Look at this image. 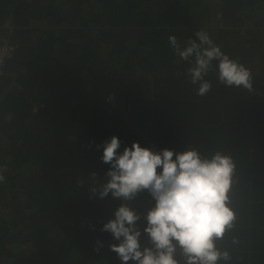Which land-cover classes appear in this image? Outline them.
Here are the masks:
<instances>
[{
    "label": "trees",
    "instance_id": "16d2710c",
    "mask_svg": "<svg viewBox=\"0 0 264 264\" xmlns=\"http://www.w3.org/2000/svg\"><path fill=\"white\" fill-rule=\"evenodd\" d=\"M198 30L251 70L253 91L214 68L196 95L168 37L183 47ZM4 40L16 50L0 69V264H123L102 231L122 201L88 190L93 172L106 182L112 136L120 153L138 142L231 156L236 221L219 264H264V0H0ZM129 203L150 247L155 201L145 190Z\"/></svg>",
    "mask_w": 264,
    "mask_h": 264
},
{
    "label": "clouds",
    "instance_id": "9594fccd",
    "mask_svg": "<svg viewBox=\"0 0 264 264\" xmlns=\"http://www.w3.org/2000/svg\"><path fill=\"white\" fill-rule=\"evenodd\" d=\"M195 36L197 39H188L183 47L175 35L168 40L174 54L190 65L186 76L192 85L198 86L197 96L204 97L211 91L212 83L206 77L214 68L219 84L254 90L249 68L225 54L206 31L198 30ZM120 146L117 136L103 143L101 159L110 165L107 179L100 181L97 173H91L88 190L100 199L111 193L122 201L115 218L106 222L102 231L110 232L119 241L110 249L123 264H180L176 259L178 250L184 264H219L221 260H230L229 253L217 247V241L236 221L229 195L236 168L232 157L217 151L205 158L194 148L156 152L138 142L120 153ZM7 172V165H0V183L5 182ZM79 186H84L83 181ZM145 190L155 203L144 216L147 225L143 232L151 246L142 248V233L137 225L141 215L129 202Z\"/></svg>",
    "mask_w": 264,
    "mask_h": 264
},
{
    "label": "built area",
    "instance_id": "2783aa9c",
    "mask_svg": "<svg viewBox=\"0 0 264 264\" xmlns=\"http://www.w3.org/2000/svg\"><path fill=\"white\" fill-rule=\"evenodd\" d=\"M4 42L5 44L0 47V69L3 65L4 60L10 58L16 50V45L8 44L6 40H4Z\"/></svg>",
    "mask_w": 264,
    "mask_h": 264
}]
</instances>
